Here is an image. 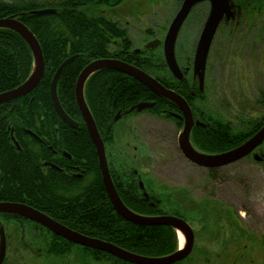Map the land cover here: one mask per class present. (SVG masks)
Masks as SVG:
<instances>
[{
  "label": "trees",
  "instance_id": "obj_1",
  "mask_svg": "<svg viewBox=\"0 0 264 264\" xmlns=\"http://www.w3.org/2000/svg\"><path fill=\"white\" fill-rule=\"evenodd\" d=\"M123 1L11 0L6 2L0 0V19L12 17L20 20L38 41L45 64L43 78L33 91L0 105V202L25 204L80 234L109 242L136 255L156 258L170 255L178 250L177 233L173 228L138 226L120 218L105 195L98 172L92 174L89 187L81 190L86 195L82 197L77 196V187L58 172L49 170L48 174L43 176L37 167L39 162L37 143L29 140L22 132L25 128L33 132L45 128L50 130V135H55L53 130L63 127L62 120L53 108L49 90L54 73L70 57L76 56L63 69L56 88L59 103L70 119L80 117L75 102V83L80 72L92 61L116 59L130 63L146 73L148 69L155 76H159L157 71L160 67L166 68L163 58L158 61L151 54H146L150 51L143 50L142 55L145 56L143 59L134 54L135 50L131 49L125 31L102 14L101 8L111 9L119 6ZM246 3L250 4L244 6L250 16L264 13L263 4L254 6L253 2ZM45 9L53 12L34 13ZM128 51H131L130 56L126 53ZM142 60L145 62L143 63ZM158 62L161 63L160 66L157 65ZM33 66L31 50L24 40L11 30L0 29V93L14 89L26 81ZM155 69L157 71H154ZM170 79L173 84L164 78L165 88L181 97L190 96L189 91L186 90L187 80L174 82L171 77ZM182 89L185 90L180 91ZM194 90L196 92L198 90L196 80ZM142 93L145 94L143 100L146 103H154V106L147 110L148 113L160 116V109L165 108L169 112L175 110L173 103L154 95L135 79L117 71H97L84 85V99L97 125V130L109 126L115 113L123 105L133 106L140 100L138 98ZM195 99L197 96L191 101ZM31 114L35 115L33 118L35 122L40 124L39 129L36 123L33 126L28 125V121L32 119ZM263 122V120L258 122L247 135L232 133L229 128H224L220 124L211 125L214 131L197 127L190 135V142L192 147L202 154L218 155L244 143L259 130ZM219 125L222 127L220 128ZM11 126L14 128L13 137L19 149L11 142ZM85 153L89 163L95 161V154L92 155L88 149ZM94 167V171H98L96 163ZM89 194L96 196L92 197ZM125 203L130 211L140 216L164 215L159 207L161 201L158 200L155 207H152L149 201L125 199ZM196 210L197 208L194 209ZM173 216L188 221L187 214L181 213V210L175 212ZM0 219L15 225L31 224L34 230L39 229L36 237L39 243L44 245L47 256L52 258H63L76 248L86 258L95 262L127 264L104 252L70 243L24 218L2 213ZM42 232L50 239L43 236L41 240Z\"/></svg>",
  "mask_w": 264,
  "mask_h": 264
},
{
  "label": "rangeland",
  "instance_id": "obj_2",
  "mask_svg": "<svg viewBox=\"0 0 264 264\" xmlns=\"http://www.w3.org/2000/svg\"><path fill=\"white\" fill-rule=\"evenodd\" d=\"M182 1L124 0L117 7L101 9L125 31L131 49H140L152 40L163 41ZM231 2L235 17L225 25L222 22L214 36L203 96L194 105L201 115L242 128L243 121L258 123L264 116V102L256 103L258 92H264V13L250 16L244 7L250 5L246 2L264 5V0ZM204 3L191 10L180 30L175 55L181 69L193 58L208 11ZM149 51L163 58L161 46ZM157 75L168 81L166 70ZM142 117L144 157L132 170L137 169L146 191L160 199L164 216H173L177 208L185 212L194 234L190 254L178 264H264V142L258 147L257 160L245 157L209 172L185 160L178 148L179 131L170 122ZM134 139L129 138L131 146L140 144ZM126 141L122 137L115 145ZM0 228L6 240L2 264H109L92 261L76 248L63 258L47 256L36 237L39 229L31 224L0 219ZM43 236L50 239L42 232L41 240Z\"/></svg>",
  "mask_w": 264,
  "mask_h": 264
},
{
  "label": "water",
  "instance_id": "obj_3",
  "mask_svg": "<svg viewBox=\"0 0 264 264\" xmlns=\"http://www.w3.org/2000/svg\"><path fill=\"white\" fill-rule=\"evenodd\" d=\"M204 2H208L210 8L199 38L196 42L192 67L193 75L198 81L200 90L202 89L204 83V74L210 45L220 21L224 16L226 21L234 18L233 6L230 4V0H183L178 11L168 26L163 41L161 42L160 40L155 39L145 45L146 50L155 49L162 45L163 58L167 69L174 78L182 80V73L178 67L175 57V45L177 37L191 10L198 4ZM52 12L53 10L45 9L36 11L34 13L46 14ZM0 29H8L18 34L30 48L34 60L33 70L26 81L14 89L0 93V105H3L19 99L33 91L43 78L45 64L38 41L32 32L20 20L12 17L0 19ZM135 52H138V50H135ZM75 57L76 56L68 58L58 67L51 80L49 90L50 99L56 114L65 124L72 128H75L77 124L63 111L57 98L56 88L58 79L63 69L70 62H72ZM100 70H113L126 74L127 76L142 84L154 95L173 103L180 110L184 124L182 131L178 136V148L185 160H187L192 165L206 170L223 168L244 159L264 142L263 124L255 134L232 150L218 155L202 154L195 150L190 143V132L194 121L188 104L180 95L165 88L159 81L151 77L148 73L126 62L110 58L94 60L89 63L78 75L75 83L74 95L78 111L85 123L91 142L95 147L98 168L107 198L115 213L126 222L138 226H167L173 228L176 233L177 230L182 231L186 237V244L184 245L183 249H178L176 252L170 255L156 258L140 256L123 250L109 242L91 238L73 231L48 217L44 213L22 203L0 202V214H12L32 221L50 233L70 243L83 248L104 252L127 264L179 263L188 257L193 247L194 234L190 225L185 220L175 216L145 217L133 213L121 201L112 183L105 158L104 144L84 99V85L87 79L93 73ZM153 106L154 103H139L136 105V111L141 112L145 109L150 110ZM198 125L199 122H196V126ZM29 133L32 134L31 132ZM12 140L14 141L13 138ZM14 145L17 149H19V146L15 141ZM258 158L256 156L254 157V160H257ZM5 250V234L1 230L0 264H2L4 261Z\"/></svg>",
  "mask_w": 264,
  "mask_h": 264
},
{
  "label": "flooded vegetation",
  "instance_id": "obj_4",
  "mask_svg": "<svg viewBox=\"0 0 264 264\" xmlns=\"http://www.w3.org/2000/svg\"><path fill=\"white\" fill-rule=\"evenodd\" d=\"M204 4L207 5V8H208L207 15H208L210 5L208 2H205ZM230 4L233 6V12L235 13V5H233L231 0H230ZM207 15H206V18H207ZM233 19L226 21L225 16H224L222 20L220 21V24L214 36L216 35L218 29L220 28V25L222 24V22L225 25L226 22H231ZM211 45H210V48H211ZM160 46L162 47V45ZM133 50H138V52H134V54H136L138 57L140 56L142 59L145 58V56L142 55L143 50L149 52V50L145 49V46H143V48L133 49ZM126 53L128 54V56L131 55V51H128ZM146 54L148 55L151 53H146ZM193 58H194V54H193ZM193 58L191 60V63L187 61L189 66H185L184 68L181 69L178 65L182 73V80L185 79L188 81L187 82L188 88H186V90L189 91L190 96H188V98L187 96L186 97L183 96L182 98L188 104L191 110V113H192L193 121H194L190 135L192 131L194 130V128L203 127V128H208L209 131H214L213 129H211V125L216 126L218 124L222 125L224 128H227V129L229 128L232 133L244 134V135L249 134L252 131V128L256 126L257 122L253 124L252 121L250 120L246 122L243 121L244 127L242 126V128L244 130L242 131L241 127L235 128L230 122L217 121L216 118H214L212 115H205L203 113L201 115V112L196 110L194 103H195V100H199V98L203 96L204 83H203L202 89L200 90L198 81L196 77L193 75V71H192ZM207 59H208V56H207ZM158 61H160V58H158ZM142 62L144 63L145 61L142 60ZM158 64L159 66L161 65L160 62H158L157 65ZM206 65H207V62H206ZM156 69L154 71H157ZM158 70L159 71L157 72H163L164 70H166V72L169 74V77H171L174 80V82L175 81L182 82V80H178L174 78L169 72V70L167 69V67L166 68L160 67ZM147 73L163 85L164 78L153 75L152 73H150L148 69H147ZM205 73H206V68H205ZM169 77H168V82L170 84H173V81ZM195 80L197 82V88H198L197 92L194 90ZM204 81H205V74H204ZM187 83L185 84L187 85ZM184 90L185 89H182L180 91H184ZM258 94H259L260 99L256 100V103L264 102V92H261V93L258 92ZM139 96L140 98L138 99L140 100L138 102H136L133 106H128V107H126L127 105H123V107H121L115 113V115L113 116L112 122L109 124V126H107L106 128H102V129L98 128V132L104 144L105 158H106L110 178L116 189L117 194L119 195L124 205L128 207L127 204L125 203V199H126V200L138 201V202L139 201L140 202L149 201L151 206L155 207V203L157 202V200L160 201V199H157L153 194L151 193L149 194L146 191L144 184L140 180V174H138L139 172L137 171V169L132 170V166L136 165V163H140V160H142L144 157L143 156V153H144L143 146L140 143L141 133H143L142 129H144L142 127L143 121L145 120V118H143L142 116L148 115L149 117L153 119H158V120L161 119L166 122H170V124L177 131H179V134L182 131L184 120H183L180 110L176 106H175V110L172 112L167 111L165 108L160 109V112H161L160 116L152 114V113H148L146 109L141 112H137L136 105H138L139 103L145 102L143 100V98L145 97V94L142 93ZM195 96H197V99L191 101V99H194ZM31 116H32V119L28 121L29 126H33L36 123L35 120L33 119L35 115L31 114ZM72 120L77 124L75 128L70 127L69 125L65 124L62 121L64 124L63 127L61 129L53 130V133L55 135H50L49 129H45V128L39 129L40 126L38 125L40 124L38 123H36V125L38 126L37 128L39 129L37 130V132L31 131L29 128L28 129L25 128L24 130H22V132L29 138V140H34V142L37 143L36 151L38 153L37 159L39 160L37 167L41 171L42 175L46 176L49 170L58 172L60 176H62L64 179L71 181V183L75 187H77L78 189L77 196L82 197L86 195H84L81 190L89 187L91 183L92 174L98 172L101 183H102V178H101V174L98 168V161L96 157L95 147L91 142L89 133L87 131V128L85 126V123L81 115L79 119H72ZM262 120L264 121V116L262 117ZM196 122H199L198 126H196ZM220 125L219 127L221 128L222 126ZM13 131H14V128L12 127L10 129V139L12 143H14L15 141L13 137ZM29 132H31L32 134H30ZM36 133H38L39 135H37ZM109 137L110 139L108 140ZM122 137L127 138L126 144L115 145V142H117ZM12 138L14 139V141L12 140ZM129 138L130 140L136 138L134 140L140 144L131 146V144H129L130 143ZM86 149L90 150L92 155L95 154V161H93L92 163H89V161L87 160V154L85 153ZM257 151H258V148H256L247 157H252V158L256 156L258 157L259 155L257 154ZM94 163H96V167L98 169V171L96 172L94 171L95 170ZM127 165H129L130 168H127ZM208 171L211 172V170H208ZM79 192L81 194H79ZM104 192H105V189H104ZM89 195H92V197L96 196V194H89ZM105 195H106V192H105ZM154 198H155V201H154ZM159 207L161 208V204H159ZM176 212H179L178 208L176 209Z\"/></svg>",
  "mask_w": 264,
  "mask_h": 264
},
{
  "label": "bare ground",
  "instance_id": "obj_5",
  "mask_svg": "<svg viewBox=\"0 0 264 264\" xmlns=\"http://www.w3.org/2000/svg\"><path fill=\"white\" fill-rule=\"evenodd\" d=\"M177 238H178L179 243H180V249H183L184 244H185L184 233L180 230H177Z\"/></svg>",
  "mask_w": 264,
  "mask_h": 264
}]
</instances>
